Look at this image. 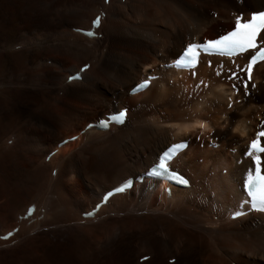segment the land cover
<instances>
[{
	"label": "bare ground",
	"instance_id": "1",
	"mask_svg": "<svg viewBox=\"0 0 264 264\" xmlns=\"http://www.w3.org/2000/svg\"><path fill=\"white\" fill-rule=\"evenodd\" d=\"M263 6L0 0V236L20 226L14 238L0 240V264H264V216L229 219L253 169L244 151L264 131V63L247 82L243 68L231 78L237 60L203 57L197 69L158 72L145 93L128 95L148 67L217 39L238 16L248 19ZM101 10V39L75 32ZM86 63L83 80L67 83ZM123 107L130 108L123 127L90 130L45 161L62 140ZM184 139L190 145L174 165L191 178V189L168 200L136 186L82 219L104 191ZM31 204L37 210L28 225L19 217Z\"/></svg>",
	"mask_w": 264,
	"mask_h": 264
},
{
	"label": "snow or ice",
	"instance_id": "2",
	"mask_svg": "<svg viewBox=\"0 0 264 264\" xmlns=\"http://www.w3.org/2000/svg\"><path fill=\"white\" fill-rule=\"evenodd\" d=\"M94 23L99 25L100 18L97 17ZM261 33H264V11H257L253 12L251 14V18L247 20H245L243 16H238L236 18L234 30L220 39L208 42L207 47L217 50L221 55L228 56L243 54L249 50H253L251 60L247 66L248 79L251 81L253 75V65L256 64V57L259 56L261 60H264V37L261 36ZM89 35H91V33H89ZM200 47L203 46L196 44L189 45L183 54L184 59L180 61L181 65L187 66L189 64H194L196 55L198 54L197 49ZM257 48H259L258 52L255 51ZM247 87L248 85L246 84L245 88L247 89ZM124 116L125 113L121 112L118 117H113V119L122 123ZM104 126L107 127V124L105 123ZM259 135L264 136V131L259 133ZM185 146L186 145H177L178 148H183ZM258 148L260 152H264V148L259 147V141L254 140L252 143V149L255 152V150ZM256 158L259 159V156L257 155ZM159 168L164 169L166 172V162L162 161L159 165ZM255 172L256 176L259 177V183L256 190L251 191L253 179L251 174L249 175V194L254 200H259L262 204H264V176H260L259 165L256 167ZM260 210L264 211V207H262Z\"/></svg>",
	"mask_w": 264,
	"mask_h": 264
},
{
	"label": "rangeland",
	"instance_id": "3",
	"mask_svg": "<svg viewBox=\"0 0 264 264\" xmlns=\"http://www.w3.org/2000/svg\"><path fill=\"white\" fill-rule=\"evenodd\" d=\"M212 148V147H211ZM168 264H174V263H170V260L168 261Z\"/></svg>",
	"mask_w": 264,
	"mask_h": 264
}]
</instances>
